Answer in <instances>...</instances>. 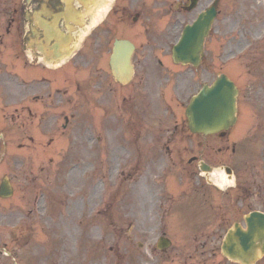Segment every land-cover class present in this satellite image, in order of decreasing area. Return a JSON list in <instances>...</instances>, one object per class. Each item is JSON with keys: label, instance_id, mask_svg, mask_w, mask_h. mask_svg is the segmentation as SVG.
Listing matches in <instances>:
<instances>
[{"label": "rangeland", "instance_id": "1", "mask_svg": "<svg viewBox=\"0 0 264 264\" xmlns=\"http://www.w3.org/2000/svg\"><path fill=\"white\" fill-rule=\"evenodd\" d=\"M15 1L0 0L1 32L7 25V17ZM212 1L201 0L199 9L207 7ZM185 2L187 0H119V4H125L123 18L126 21L117 23V15L111 13L93 32L103 43V61L107 60L113 39L126 35L132 37L138 46L137 58L156 56L166 59V63H172L170 54L173 45L184 26L199 12V9L190 13L182 11ZM218 9L219 15L206 43L205 63L197 70V77L201 83L209 82L218 73L225 71L241 82L243 68L246 66L243 52L248 53L249 65L252 62V66H258L257 58L260 55L257 53L264 51V0H218ZM136 15H139V20L133 22ZM3 38L0 49L4 45L5 48L0 74L5 77L12 72H24L23 65L15 59L14 46L7 42L4 34ZM13 42L16 45L14 39ZM25 71L29 76L42 73L38 68ZM86 74L74 69L64 82L66 85H74L77 81L82 82ZM15 88V84L7 85V116L3 121L0 120V133L5 132L9 138L6 146L0 142V183L4 175H9L16 195L9 200L0 197V246L6 243L10 250H17V259L22 260L23 264H53L56 260H62V264H201L202 259H223L218 237L222 234L223 238L226 229L236 219L143 218L128 213V210L136 209L142 203V192L147 195V206L152 207L153 199L151 190L142 183L129 184L128 177H121V174L118 176L116 166L120 163L127 168V164L119 157L120 149L115 144L108 148L104 158L105 163L112 158L110 164L107 163L108 166L103 170L88 168L84 175L86 168L83 163L89 167L91 160L84 151L71 155L68 149L67 154L61 125L64 120L58 119L53 133L54 143L49 149L33 154L20 151L17 148V123L10 121L11 112L15 111L17 105ZM72 89L73 94L76 87L72 86ZM92 89L96 91V86L92 85ZM82 97L80 93L76 95L73 100L74 109L81 110ZM242 108L241 126L234 129L240 132L233 135L234 139L241 141V146L234 158L226 154L214 159L215 172L209 176L214 181L222 172L224 164L240 165V162L249 165H246L245 171L239 172L241 181L254 179L259 141L264 137V121L257 107L243 105ZM82 120L83 115H79L75 123ZM137 122L136 128L145 126L141 124V117H137ZM148 125L162 129L159 122ZM210 141L216 142L215 139ZM200 153L201 157L211 159L210 149L203 148ZM76 164L78 166L74 167ZM37 197L47 201L53 221L48 218L41 221L37 210L30 212ZM198 199H201V195H198ZM21 214L35 218L36 230L31 238L25 236L15 242L16 235L11 230L14 221L21 222ZM241 215L238 213L235 216ZM227 220H230V225L225 229ZM7 222L11 225H7ZM188 222L192 224L190 230ZM180 228L183 234L177 232ZM163 231L173 241L165 254L156 246ZM196 241L200 242L197 252L191 245ZM204 242L207 244L204 245ZM0 264L14 263L9 257L0 255Z\"/></svg>", "mask_w": 264, "mask_h": 264}, {"label": "water", "instance_id": "2", "mask_svg": "<svg viewBox=\"0 0 264 264\" xmlns=\"http://www.w3.org/2000/svg\"><path fill=\"white\" fill-rule=\"evenodd\" d=\"M215 15V8L208 9L201 13L199 19L192 26L186 27L182 43L175 48L176 60L197 63L203 52L204 38L208 34ZM123 44L130 46L128 42H123ZM116 54L118 53L116 52ZM129 68V61L123 62L121 57L119 63L114 65L115 74L119 77L127 75ZM236 95L235 85L224 75L217 79L212 86L205 85L193 98L188 108L191 128L205 133L228 128L236 118ZM1 194H12L8 178L2 184ZM261 218H263L264 229V216L261 215ZM250 221L252 229L245 232L238 225L236 231H231L228 234L224 243V251L227 255L234 259H240L246 264L256 255V241L259 238H264V232L260 234V227L256 220L252 218Z\"/></svg>", "mask_w": 264, "mask_h": 264}, {"label": "flooded vegetation", "instance_id": "3", "mask_svg": "<svg viewBox=\"0 0 264 264\" xmlns=\"http://www.w3.org/2000/svg\"><path fill=\"white\" fill-rule=\"evenodd\" d=\"M25 6L22 8V17L23 21H27V16L30 12L32 16V26L35 27L37 32H42L41 34H37L35 30L32 28L25 31L24 25L21 26V34L23 36V42L28 40L29 34L33 37L38 35L39 38H46L45 32L47 33L48 27L51 26L53 19L60 13L65 10V1L64 0H32L30 3H24ZM53 11V13L49 14V12ZM86 66L90 65L89 61H86ZM148 74V70L145 69L142 80H146V75ZM262 88L264 87V78H263ZM183 85L184 80L180 79L178 85ZM145 86V84H143ZM259 97V95L257 94ZM34 97L39 100H46L47 111L42 116L40 121L41 126L44 129H49L52 125V117L49 115V107L51 101L53 100V93L49 88L46 89H36ZM135 92L128 91L124 93V99H132L134 100ZM254 96L249 95L245 96L244 99L252 100ZM258 101L259 98H258ZM144 112H147L144 109ZM168 118V115H160L159 118ZM173 117H177L174 115ZM135 148L138 151H141L147 155H159V160H164L167 165L162 166L163 163H157V167L166 168L169 170H192L194 169L197 158L199 156V147L200 141L199 137L190 133L189 131H180L177 129L163 130V131H149L145 134L139 133L136 137V141H134ZM223 149V148H219ZM197 157V158H196ZM144 156L139 153V160L142 161ZM139 165H142L140 162ZM262 180L264 182V178L262 176ZM261 183V180H260ZM260 190V191H259ZM259 194L262 196V192L264 190V185L261 183L259 185Z\"/></svg>", "mask_w": 264, "mask_h": 264}, {"label": "bare ground", "instance_id": "4", "mask_svg": "<svg viewBox=\"0 0 264 264\" xmlns=\"http://www.w3.org/2000/svg\"><path fill=\"white\" fill-rule=\"evenodd\" d=\"M66 7L69 8V9L72 8V6H71L70 4H68V3H66ZM106 12H107V5H106V7H102L101 9H99V14L97 15V17H96V19L93 21V23H94V24L97 23L98 20L100 19V16L103 15L104 13H106Z\"/></svg>", "mask_w": 264, "mask_h": 264}]
</instances>
